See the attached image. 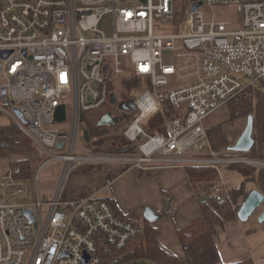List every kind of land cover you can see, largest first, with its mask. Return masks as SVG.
Segmentation results:
<instances>
[{
  "label": "built area",
  "instance_id": "1",
  "mask_svg": "<svg viewBox=\"0 0 264 264\" xmlns=\"http://www.w3.org/2000/svg\"><path fill=\"white\" fill-rule=\"evenodd\" d=\"M220 5L236 6V26L217 20L213 8ZM172 18V0H0V127L15 126L30 140L41 158L36 183L51 162L64 163L59 183L80 164L209 168L218 175L208 189L214 195L228 191L221 171L229 165L264 168L237 152L213 150L204 127L246 89L264 92V0H188L179 24L166 26ZM130 80L135 85L128 88ZM110 93L133 105L117 135L135 152L74 155L80 114L103 107ZM60 105L65 120L55 123ZM68 105L69 133L58 127L68 120ZM14 172L0 182V264H115L119 257L104 256L109 249L122 250L141 233L95 194L61 199L59 184L48 202L36 195L34 204L24 203L28 181Z\"/></svg>",
  "mask_w": 264,
  "mask_h": 264
},
{
  "label": "trees",
  "instance_id": "2",
  "mask_svg": "<svg viewBox=\"0 0 264 264\" xmlns=\"http://www.w3.org/2000/svg\"><path fill=\"white\" fill-rule=\"evenodd\" d=\"M188 0H172L173 18H181V11ZM176 9V10H175ZM177 11V12H176ZM179 14V15H178ZM134 80L126 82L128 88L135 85ZM252 116V139L253 145L248 153L241 154L244 157L264 162V92L250 87L242 94L228 103L229 122H235ZM82 113L80 114V117ZM133 112H125V119H132ZM80 128L88 135V140L109 136L107 129L99 125H82ZM148 131L153 133L151 127ZM160 131V127L155 129ZM241 129L235 133V138H229L222 124L206 129V135L211 148L217 152H227L231 142L238 138ZM95 154L120 156L135 152L134 145L129 144L120 135H110L105 140L92 141ZM233 145V144H232ZM100 146H102L100 148ZM10 154L17 156L12 164L15 168L13 177L21 180H32V174L41 158L37 156L31 146L30 140L15 126L0 127V158H8ZM99 168V167H98ZM95 168L93 167V170ZM227 169L236 171L243 177V182L238 187H228V191L212 195L208 189L216 183L217 172L209 168H185L189 180L196 184L192 190L198 205V215L177 231L178 239L185 255V261L181 262L161 246L157 236L155 223L142 219L139 210L132 211L126 215L120 214L116 206L110 202L114 211L125 217V219L137 224L141 233L129 240L122 250H110L104 255L119 260L115 264L132 259H148L157 264H222L219 260L217 247L214 240L215 226H224L235 219L241 202L251 190L246 189V183L252 182L264 194V168L254 165L235 164L229 165ZM71 173V172H70ZM67 188V187H66ZM89 189L85 187H74L68 192L63 189L61 199H79L88 196ZM90 194V193H89ZM143 210V209H142ZM139 214V216H138ZM104 249H108L106 245ZM232 264H249L248 262H236Z\"/></svg>",
  "mask_w": 264,
  "mask_h": 264
},
{
  "label": "crops",
  "instance_id": "3",
  "mask_svg": "<svg viewBox=\"0 0 264 264\" xmlns=\"http://www.w3.org/2000/svg\"><path fill=\"white\" fill-rule=\"evenodd\" d=\"M101 170L103 171V178L106 180V187L109 189L112 187V192L108 189L107 195L101 197L99 195L100 190L89 189L88 196L95 194L99 198L111 201L122 215L146 207L151 208L156 213H163L155 224L158 232L157 239L161 246L173 254L177 260L184 262L185 255L177 231L198 215L197 201L189 187L185 169L172 168L139 172L125 169L115 174L112 173L113 168ZM221 177L228 187H238L244 180L239 173L227 168L222 169ZM124 178L125 181L120 183L118 187L121 186L125 195L115 188L118 181ZM217 182L218 178L216 179ZM246 189L260 192L252 182L246 183ZM164 198H167L168 202L166 212ZM261 210L260 208L249 219L250 221L248 220L247 224L251 222L250 226L241 223L236 217L224 226H215L214 240L222 264L251 260L254 264H263L264 228L256 223V218Z\"/></svg>",
  "mask_w": 264,
  "mask_h": 264
},
{
  "label": "rangeland",
  "instance_id": "4",
  "mask_svg": "<svg viewBox=\"0 0 264 264\" xmlns=\"http://www.w3.org/2000/svg\"><path fill=\"white\" fill-rule=\"evenodd\" d=\"M180 11H181V15H182L183 9L182 10L178 9V13ZM202 11L205 13L206 17L208 16V14H210V11L206 7H204L202 9ZM213 11H214V14H215L217 20L228 21L232 24V27L236 26V22L238 20V10H237L236 6H234V5L215 6L213 8ZM180 19H177L176 17H174L170 21H166L164 24L166 26H177L179 24V22L181 21ZM104 22H105V25L107 26L109 19L105 18ZM105 25H103V24L100 25V28H103V27L107 28ZM103 31L106 35H108L107 30L103 29ZM123 93H125V92H123ZM123 96H125V94ZM126 96H130V95H126ZM119 98L120 97H117V102L115 104H110L108 102L107 104H105L101 108L91 110V111H86V112L82 113V116L80 117V120L82 121V125H84V124L85 125L86 124H89V125H96L97 124L98 125V123L100 122L102 117L107 113H110L115 117H118L119 120L117 121V123L109 125V126L103 125V127H105L107 129L109 136H103V137L91 139L88 141H86V139H85V134H84L85 131H83L79 127L78 135H77V145L74 149V155L81 156V155H86V154H95L94 146L91 145L93 140L94 141L101 140V139L107 140L110 138V135H114V134L117 135V132L119 130H122L125 127V125L127 124V122H129L131 120V118L125 119V111H122L121 109L118 108L117 103L120 101ZM70 110H71V105H68V107H67L68 120L66 123H64L62 125H58L60 130H63V131L68 132V133L70 132V127H69V122H70V117H71L70 116ZM228 118H229L228 108H226V109L219 108L218 112H215L214 114L210 115L205 120L204 126L206 128H209V127H213V126L218 125V124H222L225 131L228 133L229 138L231 137V139H234L235 138L234 134L237 133V131L240 129L243 130L245 123H246V119H241V120H238L235 122H229ZM146 129H147V127H146ZM235 141H236V139L234 141H232L231 143L234 144ZM101 147L102 146H100V148ZM51 151L56 152V154L67 153V149L57 150V151L55 149H51ZM236 154L243 157L241 155L243 153H236ZM17 159H18L17 156H15L13 154H10L8 156V158H4V157L0 158V182H4L9 177V173L11 171V166H12L10 164V162H11V160H13L15 162ZM63 166H64V163H62V162H51V163L47 164L46 166H44L39 172L38 183H36L34 181V179H32L31 181H28L26 183V188L28 190V196L22 202L28 203V204H34L36 199H37L36 195L39 196L40 201L43 203H46L49 200H51L54 196L55 188H57V185L59 184V180H60V177H61V174L63 171ZM93 167L95 168L94 170H93ZM37 169H38V165L36 166V168L32 174V178L36 174ZM101 169H103V168L100 167L99 165H95V164L77 165L76 167H74L72 169L71 173L67 176L63 186L65 187V189L68 190V192L71 191L72 188H74V187H83V188L85 187L86 189H92V190L98 189V190H100L99 195L101 197H104L105 195H107L109 188L106 187V180L103 178V171ZM126 169L138 171V170L132 169L130 167H128ZM123 170H125V169L118 166L116 168H113L112 173L115 174L116 172H121ZM144 174H146V173H144ZM187 179H188V184H189V187L191 188V191L194 190V187H196V184L191 182L189 180L188 176H187ZM124 181H125V178L121 181H118V183L115 185V188H117L119 191H121L123 195H125V191H122L121 186L118 187V185ZM64 187H63V189H64ZM103 187H104V190H103ZM112 189L113 188L111 187L109 189V191L112 192ZM166 201H167V198H164L165 204H166ZM44 209L46 210V208H44ZM138 210H139L140 214L142 215L143 210L140 208ZM138 216H139V214H138ZM247 223H248V221L243 223V224H247ZM256 223H257V225L264 228V222L258 223L257 218H256ZM247 225L250 226L251 222H249V224H247ZM246 262H248L249 264H254L252 260L246 261ZM262 263L264 264V260L262 261Z\"/></svg>",
  "mask_w": 264,
  "mask_h": 264
},
{
  "label": "water",
  "instance_id": "5",
  "mask_svg": "<svg viewBox=\"0 0 264 264\" xmlns=\"http://www.w3.org/2000/svg\"><path fill=\"white\" fill-rule=\"evenodd\" d=\"M141 2L145 3V0H141ZM200 4H194L192 6V9L195 10ZM109 103L115 104L116 99L113 93L109 94ZM118 108L122 111H128L129 108H133V105L131 103H125V102H118L117 103ZM16 113L17 111L14 110ZM17 115L20 117V114L17 113ZM21 118V117H20ZM65 120V107L63 105H60L56 108L54 113V122L55 123H62ZM117 119L111 117L110 113L105 114L100 122L98 123L99 126H109L112 124L117 123ZM252 123L253 118L252 116H247L246 123L241 131L240 135L236 139L233 145L228 147V151L237 152V153H248L253 145V139H252ZM85 139L88 141V135L85 132ZM63 147V143L58 144V148ZM264 205V194L259 192L258 190H251L248 195L244 198V200L241 202L239 209L236 213V218L241 222L245 223L247 222L260 208L262 209L257 217L258 223L264 222V208L262 206ZM166 210L168 208V202L166 201L165 204ZM25 215L29 222H34V217L32 213L29 210H25L22 213ZM162 214L156 213L151 208H144L142 212V217L148 222L155 223L157 222L161 217ZM125 264H157L153 261H150L148 259H136L131 260Z\"/></svg>",
  "mask_w": 264,
  "mask_h": 264
},
{
  "label": "bare ground",
  "instance_id": "6",
  "mask_svg": "<svg viewBox=\"0 0 264 264\" xmlns=\"http://www.w3.org/2000/svg\"><path fill=\"white\" fill-rule=\"evenodd\" d=\"M65 179H66V174L63 175V177H62V179H61V181L59 183V188H62V186L64 185V182H65Z\"/></svg>",
  "mask_w": 264,
  "mask_h": 264
},
{
  "label": "flooded vegetation",
  "instance_id": "7",
  "mask_svg": "<svg viewBox=\"0 0 264 264\" xmlns=\"http://www.w3.org/2000/svg\"><path fill=\"white\" fill-rule=\"evenodd\" d=\"M110 115H111V117L116 118L117 120H119L118 117H115L112 114H110ZM132 260H136V259H132ZM129 261H131V260L123 261L121 264H125V263H127Z\"/></svg>",
  "mask_w": 264,
  "mask_h": 264
}]
</instances>
